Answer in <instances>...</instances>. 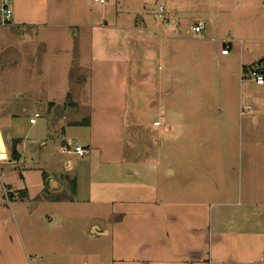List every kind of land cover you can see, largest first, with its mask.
Wrapping results in <instances>:
<instances>
[{
	"label": "crops",
	"instance_id": "0c3cea01",
	"mask_svg": "<svg viewBox=\"0 0 264 264\" xmlns=\"http://www.w3.org/2000/svg\"><path fill=\"white\" fill-rule=\"evenodd\" d=\"M12 7L13 21L8 25L15 32L29 34L31 29L49 25V0H13ZM85 26L91 28L92 52L86 77L77 87L85 85L90 91L88 121L82 122L88 131L83 145L87 154L62 151L70 143L78 144L67 136V118L45 121L43 129L47 125L60 134L52 147L37 127L44 114L36 110L29 120L22 116L29 103H47L49 119L57 107L52 96L45 94L51 87L48 81H52L46 59L31 58L29 63L23 59L20 64L28 65L30 71L35 67L28 88L0 92V186L2 183L9 200L0 198V264H33V259L43 257L49 258L45 264H70V260L58 259L73 255L74 249L70 245L67 254L64 235L47 228L54 220L61 226L81 223L82 237L90 240L106 238L107 264H264V90L259 89L264 84L245 76L246 65L241 63V100H247L232 111L239 122L217 108L212 113L221 118L216 117L214 126L212 115L201 130L205 145H213L214 137L221 136L215 153L159 155L160 162H167L162 168L156 161L131 169L126 153L129 130L136 139L155 137L160 144V136L170 129L177 131L180 125L164 109L157 108L156 115L154 107L156 96L158 107L164 96L173 97L174 73L167 70L164 75L163 70L154 76L158 57L153 49L158 42L142 35L147 34L144 21L135 27H121L119 46L117 32L107 38L110 32L98 25ZM165 26L160 28L163 33ZM19 45L23 52L28 50ZM228 48L224 56L234 47ZM44 71L38 77V72ZM71 76L69 72V82H73ZM71 97L64 87L62 107ZM243 105H254V109L241 115ZM36 113L40 116L30 122ZM155 121L160 124L155 126ZM145 129L157 135L144 133ZM190 134L195 139L196 129ZM14 140L17 159L12 156ZM231 149H237V154ZM69 155L77 157H66ZM73 181L74 196L67 197L64 192H72ZM82 189L84 199L79 195ZM88 206L97 216H92ZM103 206L108 208L105 216L98 211ZM84 216H89L88 220L75 219ZM78 260V264H103Z\"/></svg>",
	"mask_w": 264,
	"mask_h": 264
},
{
	"label": "rangeland",
	"instance_id": "374dc122",
	"mask_svg": "<svg viewBox=\"0 0 264 264\" xmlns=\"http://www.w3.org/2000/svg\"><path fill=\"white\" fill-rule=\"evenodd\" d=\"M49 11V25L31 29L29 34L23 31L15 32L10 25L0 26V92L10 89L15 92L23 91L25 87V89L28 88L30 83L28 77L34 75L35 67L30 71L28 65L20 64L23 59L28 63L31 62V58L32 60L38 58L42 62L46 59L47 70L51 74L52 81H48L47 85L50 84L51 87L45 89V94L48 97L52 96L57 107L49 119L47 110L50 107L47 103L43 105L29 103L27 112L22 116L29 120L36 110L44 114L39 119L37 127L42 128L43 135L47 137L52 147L55 146V140L60 137L58 136L60 134L50 131L47 125L43 129L45 121L57 122L62 117L67 118L64 128L68 138L75 139L82 146L87 143L88 131L83 127L82 122L85 119L88 121L90 91L85 85L77 87L86 77L90 51L92 52L91 28L86 27V24H95L102 28L101 30L110 32L105 35L107 38L108 36L111 38L117 32L116 39L119 46V39L123 38L120 35L121 27L125 25L135 27L144 21L147 34L142 35H150L158 42L153 49L155 58L158 57L153 66V74L157 77L160 71L165 70L164 75H167V70H170L174 73L171 82L174 83L175 89L173 97L164 96L159 107L157 106L158 96L154 98L155 114L157 115V108L164 109L180 125L177 131L170 129L160 136V144H157L155 137L139 136L136 139L132 136V130H129L126 153L131 169L145 163L154 164L156 161L160 164L159 168H162L161 166L167 162H160L159 155L169 156L177 152L206 156L213 150L215 153V150L220 148V145L216 144L221 136L214 137L213 145H205L201 130L212 115H214V126L215 119L221 118L220 115L216 116L212 113L217 108H223L227 114L230 113L231 121L236 120L232 111L235 112L240 103L247 100H241V63L250 68L257 65L260 60H264V0H105L104 4L95 0H49ZM199 23L205 24V29L201 33L193 30V27ZM102 24L104 27L101 26ZM162 25H166L165 33L160 29ZM109 26L115 28H108ZM140 32L143 33V31ZM12 42L15 44L14 48H12ZM34 42L37 43L34 44ZM19 44H23L28 50L23 52V47L20 49ZM224 44L228 46L232 44L234 47L228 56L222 54ZM17 49L22 53H18ZM96 52L97 49H94V53ZM18 71L21 73L19 74ZM69 72L73 82L68 80ZM41 73L38 72V77L43 76L45 71ZM19 75H21L20 79ZM168 81L166 80L164 90H167ZM64 87L72 94V100H65L66 107H62L60 101ZM259 89L264 90V86ZM160 92L162 93V89ZM262 95L259 92V98ZM236 122L239 121L236 120ZM192 129H196L197 132L195 139L190 134ZM147 132L157 135L156 131L145 129L144 133ZM183 133L187 134L182 135ZM58 145L61 146V144ZM70 146H72L71 143ZM230 152L237 154V149H231ZM66 157L76 158L77 156ZM6 192L1 183L0 198H4L8 203ZM83 193L82 189L79 195L84 199L86 196ZM64 195L74 196L69 190L65 191ZM10 196L12 207L16 211L12 201L13 194ZM88 209L93 214V208L88 206ZM98 211L100 215L102 214L101 216H105L108 208L103 206ZM67 214L68 217H72L71 211ZM88 218L89 216H84L75 219L88 220ZM20 223L23 227L22 222ZM83 227L87 229L88 225L85 224ZM47 228L64 235L63 244L66 245L67 254L70 245L74 249L73 255L69 253L67 256L59 257V260L64 262L70 260V264H78L79 258L87 263L102 261L103 264H107L109 262L106 238L93 241L82 237L81 223H74V226H61L54 220ZM83 249L84 252H82ZM48 259L36 258L32 263L45 264Z\"/></svg>",
	"mask_w": 264,
	"mask_h": 264
},
{
	"label": "built area",
	"instance_id": "2783aa9c",
	"mask_svg": "<svg viewBox=\"0 0 264 264\" xmlns=\"http://www.w3.org/2000/svg\"><path fill=\"white\" fill-rule=\"evenodd\" d=\"M101 3H105V0H96ZM13 0H0V26H5L13 21ZM205 29L204 23H199L198 25L193 27V30L197 33H201ZM229 48L228 45L222 50V53H228ZM245 74V73H244ZM245 76L250 77L256 84L262 85L264 84V63L257 64L247 70ZM254 108L252 105H243L241 107V115L249 114ZM40 116L39 113H36L33 118L30 119V122H35L36 118ZM160 124V121H155L154 125L157 126ZM63 151L65 152H74L79 156H84L88 153L87 149L81 145L73 144L72 146L64 147Z\"/></svg>",
	"mask_w": 264,
	"mask_h": 264
},
{
	"label": "trees",
	"instance_id": "16d2710c",
	"mask_svg": "<svg viewBox=\"0 0 264 264\" xmlns=\"http://www.w3.org/2000/svg\"><path fill=\"white\" fill-rule=\"evenodd\" d=\"M262 63H264V60H260L259 62H257V64H262ZM251 67H253V66H251ZM243 69H244L243 73H245V75H246L248 68L244 67ZM12 156L15 159H17L19 157V153L17 151V142L15 140L13 142V147H12ZM70 186L72 188V192L74 193L75 192V183H74V181L71 182ZM44 191L45 192L47 191L46 188L44 189Z\"/></svg>",
	"mask_w": 264,
	"mask_h": 264
},
{
	"label": "water",
	"instance_id": "95a60500",
	"mask_svg": "<svg viewBox=\"0 0 264 264\" xmlns=\"http://www.w3.org/2000/svg\"><path fill=\"white\" fill-rule=\"evenodd\" d=\"M73 144H75V143H73Z\"/></svg>",
	"mask_w": 264,
	"mask_h": 264
}]
</instances>
